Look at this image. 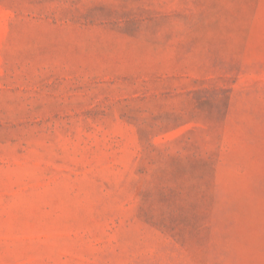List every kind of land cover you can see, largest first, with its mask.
<instances>
[{
	"label": "rangeland",
	"instance_id": "374dc122",
	"mask_svg": "<svg viewBox=\"0 0 264 264\" xmlns=\"http://www.w3.org/2000/svg\"><path fill=\"white\" fill-rule=\"evenodd\" d=\"M0 264H264V0H0Z\"/></svg>",
	"mask_w": 264,
	"mask_h": 264
}]
</instances>
